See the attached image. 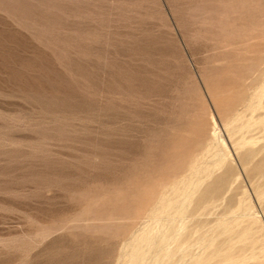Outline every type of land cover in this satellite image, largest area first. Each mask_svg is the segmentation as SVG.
Returning <instances> with one entry per match:
<instances>
[{"label":"rangeland","instance_id":"1","mask_svg":"<svg viewBox=\"0 0 264 264\" xmlns=\"http://www.w3.org/2000/svg\"><path fill=\"white\" fill-rule=\"evenodd\" d=\"M0 264H264V0H0Z\"/></svg>","mask_w":264,"mask_h":264},{"label":"bare ground","instance_id":"2","mask_svg":"<svg viewBox=\"0 0 264 264\" xmlns=\"http://www.w3.org/2000/svg\"><path fill=\"white\" fill-rule=\"evenodd\" d=\"M218 165V164H217ZM186 200V199H185ZM180 210V209H179ZM183 212V211H182ZM180 213V212H179ZM176 214H178L177 212H176ZM181 214V213H180ZM180 214H179V216H180ZM183 214V213H182ZM184 216H185V214H184ZM187 216V215H186ZM180 221V220H179ZM182 222V221H181ZM181 225V224H180ZM207 261V260H206Z\"/></svg>","mask_w":264,"mask_h":264}]
</instances>
